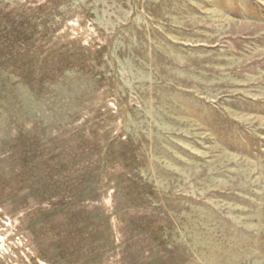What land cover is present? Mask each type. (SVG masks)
<instances>
[{"label": "rangeland", "instance_id": "374dc122", "mask_svg": "<svg viewBox=\"0 0 264 264\" xmlns=\"http://www.w3.org/2000/svg\"><path fill=\"white\" fill-rule=\"evenodd\" d=\"M0 264H264V0H0Z\"/></svg>", "mask_w": 264, "mask_h": 264}]
</instances>
